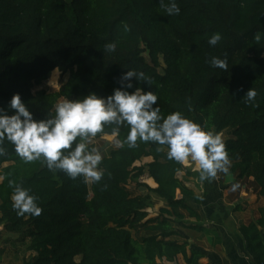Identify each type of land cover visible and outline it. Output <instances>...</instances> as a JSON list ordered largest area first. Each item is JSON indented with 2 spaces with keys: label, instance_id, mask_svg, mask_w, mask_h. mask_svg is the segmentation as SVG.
Segmentation results:
<instances>
[{
  "label": "trees",
  "instance_id": "trees-1",
  "mask_svg": "<svg viewBox=\"0 0 264 264\" xmlns=\"http://www.w3.org/2000/svg\"><path fill=\"white\" fill-rule=\"evenodd\" d=\"M176 3L180 14L169 16L159 0H0V108L13 114L8 105L19 94L36 120L46 119L60 99L107 97L127 70L143 71L152 85L133 83L157 94L162 116L180 112L207 131L227 133L228 174L264 200V39L254 41L264 33V0ZM217 32L221 41L209 45ZM107 43L116 44L114 52ZM213 57L227 59L228 69L210 66ZM54 69L59 89L42 87ZM249 89L257 93L253 101L245 97ZM113 127L93 138L113 135ZM128 132L121 125L116 141ZM3 147L0 226L26 239L23 264H178L179 255L185 264H204V249L184 238L201 230V197L179 178L190 171L168 158L167 145L117 144L102 156L99 182L26 162L6 139ZM145 157L151 160L136 164ZM144 175L156 186L141 183L146 193L134 194L128 184ZM10 180L31 190L41 215L17 214ZM238 235L251 263L264 264V206L238 225Z\"/></svg>",
  "mask_w": 264,
  "mask_h": 264
},
{
  "label": "clouds",
  "instance_id": "clouds-1",
  "mask_svg": "<svg viewBox=\"0 0 264 264\" xmlns=\"http://www.w3.org/2000/svg\"><path fill=\"white\" fill-rule=\"evenodd\" d=\"M159 2L169 16L180 14L176 0ZM123 30L128 32L131 28L123 23ZM221 39L220 33H213L208 43L216 46ZM262 39L264 33L257 32L255 43L260 44ZM104 48L114 52L116 44L107 43ZM210 66L226 71L227 59L213 57ZM133 80L152 85L151 78L143 71L127 70L111 95L99 97L93 92L82 99H62L55 105V114L41 120H36L20 95L14 94L8 105L13 114L0 108V156L5 154L3 144L6 139L26 162L42 160L49 170L62 171L71 179L83 176L99 182L104 175L98 167L103 157L98 149L89 150L88 145L105 125L115 126L113 136H118L120 126L126 125L129 132L123 141L117 140L120 147L127 144L129 148H135L138 139L167 145L169 159L183 163L190 158L198 165L201 182L214 180L219 172L229 173L231 161L219 134L205 130L180 112L162 116L157 94L145 92ZM256 95L255 90L249 89L245 97L247 101H253ZM9 186L13 188L12 207L18 215H41L43 210L30 189L12 180ZM232 187L235 190L239 185Z\"/></svg>",
  "mask_w": 264,
  "mask_h": 264
},
{
  "label": "crops",
  "instance_id": "crops-1",
  "mask_svg": "<svg viewBox=\"0 0 264 264\" xmlns=\"http://www.w3.org/2000/svg\"><path fill=\"white\" fill-rule=\"evenodd\" d=\"M190 160L187 161L189 165H185L190 174L184 173V179H180L200 195L201 204L197 208L204 220L199 224L201 230L184 233V238L204 249L206 254L200 260L204 264H252L243 250L238 225L255 218L258 208L264 206V200L247 185L233 190L235 182L228 173L219 172L215 181L201 182L200 169ZM261 200L263 202L259 203ZM189 223L194 220L190 219ZM177 263L185 264L182 256L177 257Z\"/></svg>",
  "mask_w": 264,
  "mask_h": 264
},
{
  "label": "rangeland",
  "instance_id": "rangeland-1",
  "mask_svg": "<svg viewBox=\"0 0 264 264\" xmlns=\"http://www.w3.org/2000/svg\"><path fill=\"white\" fill-rule=\"evenodd\" d=\"M52 74H53V70L48 74L47 79L43 82L41 86L49 90H58L62 79L61 73L60 71H57V75L54 82L51 81ZM61 100L62 99H60L59 101ZM219 135L222 137V140L227 138L226 132H222ZM88 146H91L92 147L91 149L93 148L98 149L100 154L104 156L108 154L111 148L117 146V141L115 139V136L113 135H103L98 138H92ZM150 160L151 157H145L136 164L138 165V164L146 163L149 162ZM187 163H188L187 161L183 162V165L184 166L189 165ZM4 165H6V163ZM178 176L179 178L181 177L182 179H184V172L180 173ZM0 181H1V177H0ZM141 183H146L149 186H154V182L151 179L147 178L146 175H144L139 178L138 183L130 182L128 184V187L134 194L135 193L144 194L146 193V189L145 187L141 186ZM262 202H263L262 200L259 201V203ZM160 205H162V202L159 201L153 207L148 208L147 209L148 216L149 217L155 216L156 213L158 212V208ZM25 240L24 242H21L20 233H6L4 230H2V226H0V264H23V260L26 257L30 256V252H26L25 250Z\"/></svg>",
  "mask_w": 264,
  "mask_h": 264
},
{
  "label": "bare ground",
  "instance_id": "bare-ground-1",
  "mask_svg": "<svg viewBox=\"0 0 264 264\" xmlns=\"http://www.w3.org/2000/svg\"><path fill=\"white\" fill-rule=\"evenodd\" d=\"M57 69H54L53 70V74H52V77H51V81L54 82L55 81V78H56V75H57Z\"/></svg>",
  "mask_w": 264,
  "mask_h": 264
}]
</instances>
